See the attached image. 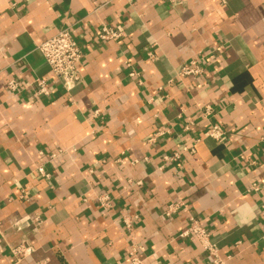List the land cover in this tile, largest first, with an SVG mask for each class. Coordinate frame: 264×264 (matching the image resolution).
Masks as SVG:
<instances>
[{
	"label": "crops",
	"instance_id": "obj_1",
	"mask_svg": "<svg viewBox=\"0 0 264 264\" xmlns=\"http://www.w3.org/2000/svg\"><path fill=\"white\" fill-rule=\"evenodd\" d=\"M63 28L82 83L33 99L53 80L36 47ZM200 58L202 77H176ZM263 205L264 0H0V264H127L133 247L143 264H211L179 238L190 217L221 264H264Z\"/></svg>",
	"mask_w": 264,
	"mask_h": 264
},
{
	"label": "built area",
	"instance_id": "obj_2",
	"mask_svg": "<svg viewBox=\"0 0 264 264\" xmlns=\"http://www.w3.org/2000/svg\"><path fill=\"white\" fill-rule=\"evenodd\" d=\"M118 1H125L128 4H132V0ZM221 4H226V0H221ZM121 36L122 34L119 30L108 26H102L98 33V38L102 41H115ZM36 50L40 54L43 62L47 65L53 80L52 82H47L44 79H36L31 88L33 99L38 97H50L54 89L53 83L60 85L65 93H70L74 88L82 83L80 64L83 60V53L79 44L73 38L69 28L59 29L54 36L38 45ZM204 73V61L201 60V58L184 64L175 70V75L179 79L200 78L204 75ZM132 76H135V74L131 73L130 77ZM6 88L11 93H16L20 90L19 83L15 80L8 81ZM93 114L96 116L97 112ZM204 115H210L209 108L205 110ZM204 136L217 143H221L225 136V130L217 124H211L205 131ZM179 158V153H174L171 156H164L162 160L168 164L178 161ZM37 171L43 178H48L50 176L45 172L43 167H39ZM137 185H140V183H137ZM251 190L257 192L259 188L254 184L252 185ZM97 201L99 206L104 210L110 207V198L107 195L99 196ZM173 209L175 211L177 210L175 205L170 206L166 214L169 215V212ZM261 218L264 220V205L261 208ZM127 219L129 218L124 219V223L125 227L129 229L131 228V223ZM132 219L137 220V216H132ZM179 238L196 240L206 256L209 258L211 264H221L218 247L212 242L210 233L197 218H189L188 229L180 234ZM140 251H143L142 247L131 248V250L127 253V264H143L142 260L137 255ZM30 253V248L17 247L12 250V254L17 258L29 256Z\"/></svg>",
	"mask_w": 264,
	"mask_h": 264
}]
</instances>
